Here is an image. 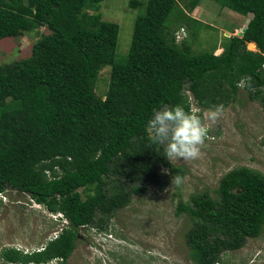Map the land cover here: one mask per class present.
<instances>
[{"label":"trees","instance_id":"obj_1","mask_svg":"<svg viewBox=\"0 0 264 264\" xmlns=\"http://www.w3.org/2000/svg\"><path fill=\"white\" fill-rule=\"evenodd\" d=\"M145 1L119 60L120 26L102 19L104 0H0V41L39 36L30 57L0 64V193L17 190L69 222L44 250L7 249L4 261L67 264L81 229L106 230L134 196L158 187L162 176L168 181L163 168L185 173L148 138L154 108L191 110V94L204 119L236 102L243 88L264 110V0H213L252 15L242 36L225 38L220 55L218 45L195 52L186 39V25H204L191 15L204 0ZM107 67L109 87L99 95ZM216 196L204 190L185 202L179 195L176 215L191 220L185 240L194 264H225L226 253L264 232V174L234 169Z\"/></svg>","mask_w":264,"mask_h":264},{"label":"rangeland","instance_id":"obj_2","mask_svg":"<svg viewBox=\"0 0 264 264\" xmlns=\"http://www.w3.org/2000/svg\"><path fill=\"white\" fill-rule=\"evenodd\" d=\"M145 7V0H104L100 5L102 19L120 26L119 60L126 58L130 51L136 19ZM191 15L204 25L201 29L186 25V39L194 45L195 52L218 45L216 55L222 53L220 48L225 38L238 36L239 26H247L252 19V15L244 17L228 8L222 9L213 0H204ZM38 38L32 33L0 41V64L30 57ZM248 49L257 51L256 45L254 50L250 45ZM110 74V67L101 72L96 85L99 95L107 92ZM206 113L204 123L209 131L199 157L171 160L185 173L172 174L163 168L161 173L169 177L168 181L162 176L158 187L150 185L142 195L134 196L128 207L107 220L109 239L100 252L92 248L100 241L96 228L81 229L77 248L67 264H194L185 240L191 220L186 215H176L179 195L185 202L204 190L216 196L220 180L241 167L264 174V110L260 103L251 101L242 88L237 101L223 109L215 122ZM176 176L181 178L179 185L173 183ZM1 201L0 264H22L4 261L2 253L7 249L38 252L56 236L61 225L56 220L58 216L16 190L9 189ZM223 261L225 264H264V232L257 239H250L244 248L226 253Z\"/></svg>","mask_w":264,"mask_h":264},{"label":"clouds","instance_id":"obj_3","mask_svg":"<svg viewBox=\"0 0 264 264\" xmlns=\"http://www.w3.org/2000/svg\"><path fill=\"white\" fill-rule=\"evenodd\" d=\"M241 31L239 33H241ZM183 33L184 31L182 30L180 34ZM191 96L192 95L190 94V98ZM189 102L191 104V110H185V108L180 104L172 107L154 108L152 117L148 120L146 125V133L150 142L155 145H164V157L170 161L176 158H182L184 160H194L198 158L201 153V146L204 144L208 136L209 129L205 125L202 116L197 113L200 109L196 105L197 102L195 100L192 101L191 99H189ZM222 112L223 105H217L214 110H209L206 113V116L209 120L215 122L220 117ZM173 183L179 185L181 183V178L176 176ZM8 190L6 193H0V200L2 195L7 194ZM30 201L34 202L31 199ZM49 213L53 216H58L56 220L61 225V228L56 236L50 240L52 241L58 238V235L62 232L63 228L69 225V222L61 213ZM95 232L100 234L98 235L100 241L99 243L97 242L96 245L94 243V247L92 248H95L98 252H100L108 242L109 233L107 234L106 230L100 231L97 228L95 229ZM45 246L39 251L44 250Z\"/></svg>","mask_w":264,"mask_h":264},{"label":"water","instance_id":"obj_4","mask_svg":"<svg viewBox=\"0 0 264 264\" xmlns=\"http://www.w3.org/2000/svg\"><path fill=\"white\" fill-rule=\"evenodd\" d=\"M246 30H247V26H245V27L242 29V31H241V33H239V35L242 36V35L245 33Z\"/></svg>","mask_w":264,"mask_h":264},{"label":"built area","instance_id":"obj_5","mask_svg":"<svg viewBox=\"0 0 264 264\" xmlns=\"http://www.w3.org/2000/svg\"><path fill=\"white\" fill-rule=\"evenodd\" d=\"M192 101H194V99H193V97L191 96V98H190Z\"/></svg>","mask_w":264,"mask_h":264},{"label":"crops","instance_id":"obj_6","mask_svg":"<svg viewBox=\"0 0 264 264\" xmlns=\"http://www.w3.org/2000/svg\"><path fill=\"white\" fill-rule=\"evenodd\" d=\"M250 44H254V43H250ZM250 44H249V45H250ZM220 49H221V48H220Z\"/></svg>","mask_w":264,"mask_h":264}]
</instances>
